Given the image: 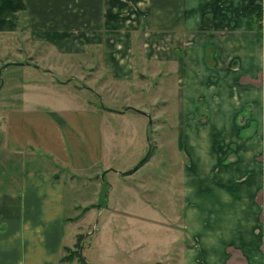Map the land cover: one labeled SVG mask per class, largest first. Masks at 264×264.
<instances>
[{
    "label": "crops",
    "instance_id": "crops-1",
    "mask_svg": "<svg viewBox=\"0 0 264 264\" xmlns=\"http://www.w3.org/2000/svg\"><path fill=\"white\" fill-rule=\"evenodd\" d=\"M249 5L262 9L258 30ZM0 38L18 56L8 63L51 79L19 86L1 118L0 264H80L62 258L95 210L75 219L72 203L68 216L66 183L106 168L104 126L128 110L179 127L182 240L165 263L264 264V0H0ZM66 84L125 105L145 95L151 113L40 103Z\"/></svg>",
    "mask_w": 264,
    "mask_h": 264
},
{
    "label": "rangeland",
    "instance_id": "rangeland-1",
    "mask_svg": "<svg viewBox=\"0 0 264 264\" xmlns=\"http://www.w3.org/2000/svg\"><path fill=\"white\" fill-rule=\"evenodd\" d=\"M9 44L10 41L0 38V146L3 141L1 118L18 101L15 96L19 95V86L51 81L49 73L38 74L33 68L21 70L13 66L15 63H8L10 58H18L17 55H11ZM57 67L56 65L54 70ZM63 72L52 71L54 81L66 83L67 73ZM66 85L55 90L49 103L41 102L42 100L40 103L64 111L88 109L89 103L97 109L102 105L116 110L143 106L151 113V105L146 102L145 95L138 96L135 101L125 105L124 99L115 103L101 93V96L93 95L83 90L76 91L72 84ZM174 90L175 88H168L172 108L176 106ZM35 95L37 94L31 96ZM26 106L31 109V105ZM152 122L147 119L137 120L135 112L128 110L123 120L114 118V121L108 122L110 125L106 123L105 160L101 163V167L106 165V168L99 173L98 170L91 171L90 177H76L73 183H66L68 216L71 215L72 203L75 205V219L84 218L91 210H95L88 225L79 228L80 236H77L74 249L70 252L77 253L83 236L80 254L95 264H169L163 259L164 250L173 249L169 240H182L184 207L179 190L184 154L178 152L180 142L177 122L173 125L174 121H166L165 126H168L167 123L173 126L167 130H158L163 123L155 120L147 134L142 132L143 127ZM186 122L189 124V121L182 120L183 128H186ZM162 140L165 143L159 147ZM2 158L0 152L1 178L8 171L4 168ZM65 171L68 170L62 172L61 179H68L65 175L70 172ZM85 179L91 183L84 182ZM2 190L3 188L0 192ZM71 229L72 227H68L66 233L68 242ZM113 240H118L117 248H113ZM68 255L66 252L64 257Z\"/></svg>",
    "mask_w": 264,
    "mask_h": 264
},
{
    "label": "trees",
    "instance_id": "trees-1",
    "mask_svg": "<svg viewBox=\"0 0 264 264\" xmlns=\"http://www.w3.org/2000/svg\"><path fill=\"white\" fill-rule=\"evenodd\" d=\"M262 22V9L260 6L257 5H249L247 7V28L248 30H258L261 26ZM83 239V237H82ZM78 246L77 253L70 252V250H67L66 252L69 253L68 257H63L62 261L69 262L73 260V256L75 254V258L80 262V264H86L84 262V259L80 256V249H81V242Z\"/></svg>",
    "mask_w": 264,
    "mask_h": 264
}]
</instances>
